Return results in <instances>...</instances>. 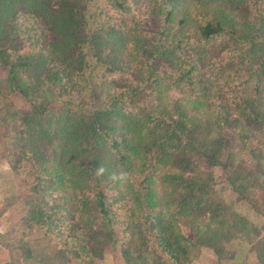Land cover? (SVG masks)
I'll use <instances>...</instances> for the list:
<instances>
[{
  "label": "trees",
  "instance_id": "obj_1",
  "mask_svg": "<svg viewBox=\"0 0 264 264\" xmlns=\"http://www.w3.org/2000/svg\"><path fill=\"white\" fill-rule=\"evenodd\" d=\"M54 1L57 7L50 0H0V41L27 46L17 56L2 51L0 58L9 63L12 90L33 107L21 126L44 199L39 196L36 212L27 217L54 239L57 256L67 264L69 258L94 256L91 223L84 220L93 207L115 239L127 234L121 245L129 264H166L164 257L189 264L194 249L213 248L220 236H249L264 264L257 228L204 196L211 191L209 179L185 174L189 151L209 150L206 159L214 164L220 130L231 126L242 139L256 128L262 150L254 156V176L234 171L227 178L233 191L245 200L249 188L264 179V0H145L158 3L154 13L165 37L152 48L110 25L115 14L130 12L128 0H96L88 9L83 1L89 0ZM242 3L251 13L240 28L220 9L228 5L235 13ZM209 6L217 9L211 19L205 17ZM106 46L115 59L129 53L119 68L136 66L138 80L134 87L107 91L98 109L60 97L58 109L51 110L49 102L38 107L33 89L14 86L24 71L46 74L42 87L55 86L58 93L68 83L82 95L104 91L114 83L105 84L110 62L99 60ZM161 56L168 58L162 71L156 66ZM141 98H150L149 105H141ZM209 128L210 134L199 135ZM40 139L51 147L43 157ZM160 166L166 171L159 172ZM106 187L127 206L122 214ZM155 253L159 257L151 261Z\"/></svg>",
  "mask_w": 264,
  "mask_h": 264
},
{
  "label": "rangeland",
  "instance_id": "obj_2",
  "mask_svg": "<svg viewBox=\"0 0 264 264\" xmlns=\"http://www.w3.org/2000/svg\"><path fill=\"white\" fill-rule=\"evenodd\" d=\"M93 1L96 0H89V4H85L86 1H83V4L88 9L89 5L93 4ZM97 1L98 4L106 3L105 0ZM128 2L130 12L128 14H115L110 25L127 35L137 36L146 40V43H149L151 48L157 42H164L165 37L159 33L162 22L154 13L158 3L156 2L153 6L152 3L145 0H128ZM50 4L51 7H57V3L54 0H50ZM249 9L250 5L248 3H242L238 6V12L235 13L229 12L228 5H222L220 10L229 16L228 22L238 24L241 28L244 25L243 23L250 20L251 11ZM214 10H217L214 9V6H209V9L206 8L205 17L211 19V11ZM130 42L132 43V41ZM26 47L11 46L7 40L0 41V53L7 51L12 56L20 55L26 50ZM104 48H102L103 53L100 54L99 60L102 63L110 62L111 69L105 84L108 85L114 81L113 85H108L104 91L94 90L82 95L68 83L61 87V93H58L55 92V86L42 87L41 83L47 78L46 74L37 73L31 75L24 73V71L18 73L20 77L14 80V86L24 87L28 90L33 89V102L38 107H41L42 102H49L51 110L58 109L62 105L59 100L60 97L63 100L77 101V105L87 102L98 109L101 107L102 102H105L104 95L107 91L120 90L122 87L130 85L134 87L138 80L136 66L132 65L128 69L124 68V66L119 68L125 61L130 60L128 58L129 53L124 51L120 58L115 59L110 54L111 49L107 48V46ZM128 49H131L130 46H128ZM137 57L139 56L137 55ZM167 59L166 56L157 58L156 66L158 70L162 71L168 67ZM4 60L6 59L0 58V223L7 230L2 234L0 240L5 245L8 243L10 247H0V250L2 255H13V259L16 262L17 257L25 253V245L23 243L26 239V243L31 244L32 250L44 248V257L46 259L40 264H67L66 260L57 256V245L54 239L49 235H44L42 229L33 225V220L27 217V214L31 211L36 212L39 196L44 199L42 196L43 189L40 188L42 185L36 180L37 170L33 167L35 162L30 157L31 150H29V146L23 138L21 126L24 117L34 111L33 107L18 90H12L9 77L10 66L8 61ZM63 68L66 70L65 67ZM118 69L121 70L119 71ZM113 87L114 89H112ZM144 94H147V92H144ZM171 95L174 96L175 94L171 93ZM149 100L150 98L145 100L141 98L138 101L145 106L149 105ZM211 131L210 128L203 131L200 130L199 135L203 133L204 135L210 134ZM257 135L256 128H251L250 132L242 139L241 136L243 134L238 133L233 127L222 128L219 136L220 141L218 140L220 142L217 151L218 157L214 160V164L211 165L206 159L207 155H210L209 150L205 149V152L189 151V164L186 167L185 174H190L191 177L199 174L202 178L209 179L211 191L204 196L217 203H222L226 207L228 215H231V213L237 214L253 224L259 231L258 238L264 239V179H258V182L249 188L248 192L244 194L245 200L241 198L242 195L233 191L227 179L233 175L234 171L244 172V175L251 174L249 176L255 175L258 162L254 156L258 155L259 150L262 151L258 142L261 138L257 139ZM212 137L216 136L213 135ZM50 148L48 141L40 139L38 149L41 152V156L42 153L46 156ZM177 153L179 152L176 151ZM8 158L10 160L9 163L14 164H11V167L14 168L16 173L9 167ZM45 159L48 160L47 157ZM260 161V163L264 162L263 160ZM5 163L7 166L3 165ZM4 167H6L9 176L5 175V172V176H1V171ZM166 168L167 166L164 168L160 166L159 172L166 171ZM252 181L251 178L246 183H251ZM106 189L110 193V201L113 203V208L116 212L122 214L123 211L128 209L126 205L123 206V201L112 190H109L110 187H106ZM45 199L51 203L50 198ZM85 219L91 223L90 232L94 235V254H92L94 256L84 260L69 258L68 261L70 262L68 264H129L123 257V247L121 245V236L127 237V234L117 235L115 239L103 223L96 208L91 207L88 209ZM10 228L13 229L9 230ZM247 238L249 236H243L242 238L232 237L230 239L220 236L219 240L211 244L214 249L221 252L220 255L211 246H199L192 251V258L189 264H263L256 256L255 241L249 242L246 240ZM40 241L45 244H39ZM127 241L131 242V238H127ZM140 251L147 255L145 249L142 248ZM158 257L159 255L155 253L150 257V260L157 261ZM162 261L166 264H174L167 257L162 258Z\"/></svg>",
  "mask_w": 264,
  "mask_h": 264
},
{
  "label": "crops",
  "instance_id": "obj_3",
  "mask_svg": "<svg viewBox=\"0 0 264 264\" xmlns=\"http://www.w3.org/2000/svg\"><path fill=\"white\" fill-rule=\"evenodd\" d=\"M3 165L7 166L6 163ZM8 165L15 172V170L11 167V165L9 163H8ZM4 172H5V175L9 176L6 167H4V169L1 171L2 177L5 176ZM6 172H7V174H6ZM0 215H1V213H0ZM11 229H13V228H10L9 230H11ZM5 230H7V229H5V227L0 223V237H2V234H4ZM26 242L27 241L25 239L24 243H23L25 245V250H24L25 253H23L20 257H17L16 262L13 259V255H7V254L2 255V251L0 250V264H40V263L44 262L46 259L44 257V254H45L44 248L32 250L31 244H29V243L27 244ZM39 244H45V243L40 241ZM7 246L10 247L8 243H7V245H5L4 242L2 240H0V247L6 248Z\"/></svg>",
  "mask_w": 264,
  "mask_h": 264
}]
</instances>
